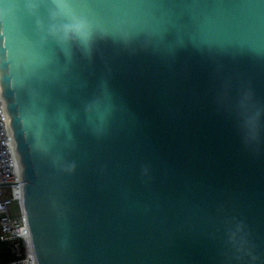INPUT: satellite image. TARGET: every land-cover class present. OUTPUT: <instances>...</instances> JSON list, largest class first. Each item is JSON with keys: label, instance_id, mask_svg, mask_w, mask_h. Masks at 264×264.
Segmentation results:
<instances>
[{"label": "water", "instance_id": "obj_1", "mask_svg": "<svg viewBox=\"0 0 264 264\" xmlns=\"http://www.w3.org/2000/svg\"><path fill=\"white\" fill-rule=\"evenodd\" d=\"M0 86L37 264H264V0H0Z\"/></svg>", "mask_w": 264, "mask_h": 264}, {"label": "built area", "instance_id": "obj_2", "mask_svg": "<svg viewBox=\"0 0 264 264\" xmlns=\"http://www.w3.org/2000/svg\"><path fill=\"white\" fill-rule=\"evenodd\" d=\"M24 182L0 86V241L14 244L17 257L0 264H37L23 202Z\"/></svg>", "mask_w": 264, "mask_h": 264}, {"label": "trees", "instance_id": "obj_3", "mask_svg": "<svg viewBox=\"0 0 264 264\" xmlns=\"http://www.w3.org/2000/svg\"><path fill=\"white\" fill-rule=\"evenodd\" d=\"M17 257L14 252V244L8 241H0V260L5 263Z\"/></svg>", "mask_w": 264, "mask_h": 264}, {"label": "bare ground", "instance_id": "obj_4", "mask_svg": "<svg viewBox=\"0 0 264 264\" xmlns=\"http://www.w3.org/2000/svg\"><path fill=\"white\" fill-rule=\"evenodd\" d=\"M19 167L22 169V166H21V162H20V160H19Z\"/></svg>", "mask_w": 264, "mask_h": 264}]
</instances>
